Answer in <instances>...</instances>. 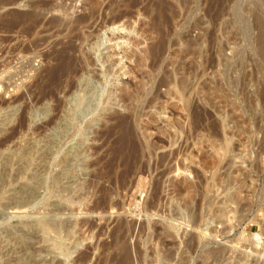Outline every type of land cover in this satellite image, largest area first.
Here are the masks:
<instances>
[{
    "label": "rangeland",
    "instance_id": "rangeland-1",
    "mask_svg": "<svg viewBox=\"0 0 264 264\" xmlns=\"http://www.w3.org/2000/svg\"><path fill=\"white\" fill-rule=\"evenodd\" d=\"M4 1L0 264H264V0Z\"/></svg>",
    "mask_w": 264,
    "mask_h": 264
},
{
    "label": "bare ground",
    "instance_id": "bare-ground-1",
    "mask_svg": "<svg viewBox=\"0 0 264 264\" xmlns=\"http://www.w3.org/2000/svg\"><path fill=\"white\" fill-rule=\"evenodd\" d=\"M15 2L14 1H4V0H0V8H2V7H4V5H6V4H14ZM126 3V2H125ZM17 5H20V4H17ZM129 6V5H128ZM39 13V12H38ZM158 13V12H157ZM20 15H21V13H20ZM157 15H160V14H157ZM22 16H24V17H22ZM22 18H33V17H35L36 15H35V13H34V11H29V12H27V13H24V14H22ZM118 16V15H117ZM156 16V15H155ZM120 17V16H119ZM123 17V16H122ZM159 18V17H158ZM158 18H157V20H158ZM164 17H162V19H163ZM34 19V18H33ZM112 19V18H111ZM115 19V18H114ZM122 19V18H121ZM35 20V19H34ZM116 20H118L117 19V17H116ZM12 21H15V19L13 18V20H11V22L9 21V23H7L8 25H14V23H12ZM31 21V20H30ZM30 21H29V23H30ZM108 21V20H107ZM115 21V20H114ZM159 21V20H158ZM16 22V21H15ZM33 23V22H32ZM39 23V22H38ZM117 23H118V21H117ZM31 24V23H30ZM35 24H37V23H35ZM112 24V23H111ZM28 26H30V25H28ZM26 28L28 29V27L26 26ZM26 28H25V30H26ZM113 33V32H112ZM160 39V38H159ZM108 40V39H107ZM110 40V39H109ZM117 42V41H116ZM116 42H115V44H116ZM123 44V43H122ZM160 44H162V43H160ZM118 45V44H117ZM112 46H114V45H112ZM119 46V45H118ZM122 46V45H121ZM117 47V46H116ZM158 47H160V45L158 46ZM157 48V47H156ZM155 48V50H157ZM2 49V48H1ZM153 51H155L154 49H152ZM158 52V51H157ZM159 52H160V50H159ZM152 53V52H151ZM154 54H156L157 55V53H155L154 52ZM156 55H155V58H156ZM158 55H159V53H158ZM157 55V56H158ZM153 56V55H152ZM45 58V57H44ZM154 58V57H153ZM154 58V59H155ZM59 59H60V57H59ZM64 59H66V58H64ZM64 61H70V60H64ZM64 61H62V62H59L58 61V63H56L54 66H50V67H46L47 69H46V71L44 72V73H46V75L45 76H47L48 75V77L49 78H47V79H50L49 81H55L60 75H62L65 71H67V64H66V62H64ZM115 62V61H114ZM117 63V62H116ZM70 64V63H69ZM69 64H68V66H69ZM114 64V63H113ZM117 65V64H116ZM71 66V65H70ZM71 68V67H70ZM109 68V67H108ZM75 70V69H74ZM70 72H72V71H70ZM74 72V71H73ZM41 75V74H40ZM20 97V96H19ZM15 99V98H14ZM18 100V99H17ZM45 126V125H44ZM122 143V142H121ZM8 145V144H7ZM17 146V145H16ZM117 147V146H116ZM119 147V146H118ZM45 148V147H44ZM120 148V147H119ZM120 150V149H119ZM42 151V150H41ZM20 152V151H19ZM35 159V158H34ZM58 163V162H57ZM35 167V166H34ZM57 170V169H56ZM0 171H1V169H0ZM14 171V170H13ZM110 173V172H109ZM124 173V172H123ZM111 174V173H110ZM40 175V174H39ZM119 175V174H118ZM112 176V175H111ZM97 177V176H96ZM109 177V176H108ZM107 177V178H108ZM113 177V176H112ZM121 178H123L124 176H123V174L120 176ZM106 178V179H107ZM51 179V178H50ZM56 178H54L52 181L53 182H55V181H57V180H55ZM139 179V178H138ZM44 180V179H43ZM109 180V179H108ZM119 180V179H118ZM21 181V180H20ZM46 181V180H45ZM59 181V180H58ZM18 182V181H17ZM112 182V181H111ZM118 182V181H117ZM124 182V181H123ZM120 183H122V182H120ZM139 183V182H138ZM21 184V183H20ZM24 184V183H23ZM52 184V183H51ZM64 184V183H63ZM29 185H31V184H29ZM139 185V184H138ZM23 186V185H22ZM102 186V185H101ZM17 187V186H16ZM24 187V186H23ZM26 188H27V191L29 190V186H28V184H27V186H25ZM29 187V188H28ZM95 187V186H94ZM97 187V186H96ZM103 187V186H102ZM142 187V186H141ZM19 188V187H18ZM100 188V187H99ZM98 188V189H99ZM35 189V188H34ZM101 189V188H100ZM112 189V188H111ZM24 190V189H23ZM26 190V189H25ZM107 190V189H106ZM31 191V190H30ZM96 191H98L97 189H96ZM107 192H109V191H107ZM106 192V193H107ZM25 194L26 192H22V194ZM108 194H110V193H108ZM29 195V194H28ZM96 195V194H95ZM4 196V195H3ZM23 196V195H22ZM99 196V195H98ZM103 196V195H102ZM101 196V197H102ZM14 197V196H13ZM81 197V196H80ZM106 197V196H105ZM96 200H97V198H95ZM107 199H108V197H107ZM26 198L25 199H23L22 197H21V195H19V197H14V203L12 204V203H10V204H12V206L10 207L11 208V211L10 212H13V215H14V213L15 212H18V214H19V211L21 210V208L24 206V204L26 203ZM100 200H101V198H100ZM99 200V203L100 204H103V199L100 201ZM13 201V200H12ZM29 201V200H28ZM105 201V200H104ZM99 203H96V204H98L99 205ZM9 204V205H10ZM94 205H95V203H93ZM92 204V205H93ZM57 205V204H56ZM98 205H96L97 206V208H99L100 207V205L98 206ZM104 205V204H103ZM251 205V204H250ZM258 205V204H257ZM87 207V206H86ZM90 207V206H89ZM88 207V208H89ZM4 208V207H3ZM91 208H93V207H91ZM90 208V209H91ZM102 208L103 207H101V210H102ZM259 208H262V210H263V213H264V206H262V205H258V207L257 208H251L249 211H248V213L247 214H245V216H243V217H245V223H243V225H240V230H243V226H244V224H246V223H257L260 227H261V229H259L258 231H255V232H253L252 233V236H251V239H250V241H251V243L253 242V244L255 245H259L260 246V244L262 243V229L264 228V219H262L261 217H260V215H259V213H258V210H259ZM247 212V211H246ZM262 213V214H263ZM8 214V213H7ZM15 215H16V213H15ZM239 215V214H238ZM242 215V214H241ZM240 215V216H241ZM18 216V215H17ZM49 217V216H48ZM50 218V217H49ZM48 218V219H49ZM74 219V218H73ZM46 220V219H45ZM106 220V219H105ZM240 220V219H239ZM87 220H85V224H88L87 222H86ZM89 221V220H88ZM91 221V220H90ZM107 221V220H106ZM244 221V220H243ZM76 222V221H75ZM75 222H74V220L72 221L71 219H68V220H65L64 222H62V223H64V224H67L68 226L70 225H72L73 223L75 224ZM84 222V221H83ZM98 222V221H97ZM238 222V221H237ZM240 222V221H239ZM91 223V222H90ZM92 223H94V222H92ZM50 224V223H49ZM73 224V225H74ZM83 224V223H82ZM98 224V223H97ZM72 225V226H73ZM84 225V224H83ZM94 225H95V223H94ZM94 225H92V226H94ZM101 225V224H100ZM133 225V221H123V220H119L118 222H117V224L114 226V228L113 229H111V231H109V233L111 234V236H112V239H111V241H112V243H115V244H117L116 242H119L120 240H123L122 238H124V237H126L127 235H129V232H130V230H131V226ZM86 226V225H85ZM89 227V226H88ZM90 227H91V225H90ZM104 227V226H103ZM80 228V227H79ZM140 228V227H139ZM106 229V228H105ZM157 229L158 228H156V227H152V232L150 233V237H152V238H158V232H157ZM98 230H100V229H98ZM44 231V230H43ZM105 231H103V233H104ZM142 232V230H141V228H140V230H139V233H138V235L140 234ZM102 233V234H103ZM39 234V233H38ZM99 234H100V232H99ZM142 234V233H141ZM37 235V234H36ZM15 237V236H14ZM36 237V236H35ZM11 238V237H10ZM17 239V238H16ZM138 239V238H137ZM13 240H14V238H13ZM41 241V240H40ZM43 241V240H42ZM138 241V240H137ZM120 243H122L121 241H120ZM31 244V243H30ZM111 244V243H110ZM47 245V244H46ZM109 245V244H108ZM104 246H105V244H104ZM121 246V245H120ZM256 246V247H257ZM263 247V246H262ZM28 248V247H27ZM121 249H122V253H121V255L119 256V259L117 260V262H116V264H129L131 261H132V257L130 258V256H129V252H128V250H127V245L125 244V242H123V244H122V247H120ZM47 249V248H46ZM167 250V249H166ZM121 252V251H120ZM152 252H153V250H152ZM26 253V252H25ZM165 254L164 255H162V259H168V257H169V253H168V251H166V252H164ZM138 254V253H137ZM152 255V254H151ZM83 256V255H82ZM80 259V258H79ZM131 259V260H130ZM168 260H170V259H168ZM167 261V260H166ZM183 263V262H182Z\"/></svg>",
    "mask_w": 264,
    "mask_h": 264
},
{
    "label": "built area",
    "instance_id": "built-area-1",
    "mask_svg": "<svg viewBox=\"0 0 264 264\" xmlns=\"http://www.w3.org/2000/svg\"><path fill=\"white\" fill-rule=\"evenodd\" d=\"M263 215H264V213H263ZM257 227H258V225H257ZM262 242H264V228L262 229Z\"/></svg>",
    "mask_w": 264,
    "mask_h": 264
}]
</instances>
